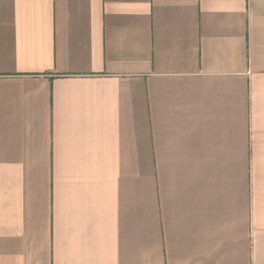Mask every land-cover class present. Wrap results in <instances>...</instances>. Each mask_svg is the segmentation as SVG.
Returning <instances> with one entry per match:
<instances>
[{
    "label": "crops",
    "instance_id": "1",
    "mask_svg": "<svg viewBox=\"0 0 264 264\" xmlns=\"http://www.w3.org/2000/svg\"><path fill=\"white\" fill-rule=\"evenodd\" d=\"M0 264H264V0H0Z\"/></svg>",
    "mask_w": 264,
    "mask_h": 264
}]
</instances>
